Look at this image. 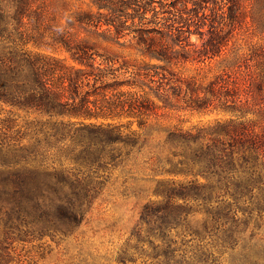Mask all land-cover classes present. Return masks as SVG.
Masks as SVG:
<instances>
[{"label":"trees","instance_id":"obj_1","mask_svg":"<svg viewBox=\"0 0 264 264\" xmlns=\"http://www.w3.org/2000/svg\"><path fill=\"white\" fill-rule=\"evenodd\" d=\"M154 2L97 0L96 15L79 12L62 28L46 0H0L4 241L73 235L102 195L111 170L124 162L123 149L128 157L147 146L134 125L159 123L167 111L204 115L212 107L232 117L204 128L169 130L162 144L166 154L144 161L158 200L143 205L116 261L264 264V65L253 71L244 90L229 73L207 90L196 78L180 77L176 70L190 59L176 46L193 44L174 34L184 31L175 24L191 20L182 16L189 3L199 14L215 2L165 0V13H180L170 18L166 32L142 24ZM227 2L230 19H244L247 0ZM130 35L142 62L112 49L133 48L121 42ZM220 39L209 41L212 56L228 45L227 36ZM165 82L169 90L161 95ZM4 109L10 114L3 116ZM12 111L36 117L22 127Z\"/></svg>","mask_w":264,"mask_h":264},{"label":"rangeland","instance_id":"obj_2","mask_svg":"<svg viewBox=\"0 0 264 264\" xmlns=\"http://www.w3.org/2000/svg\"><path fill=\"white\" fill-rule=\"evenodd\" d=\"M96 1L46 0V3L59 27L65 28L79 12H91L96 15L98 13ZM213 1L215 3L205 5L199 14L191 11L194 6L193 3H189L190 12L182 16L185 19L191 18V20L187 24H175V26H182L179 29L184 31H174V34H182L186 39L189 37L193 44L184 49L179 44L176 46L177 50L188 52L190 59L182 65V68L176 70V73L186 79L196 78L206 90L211 83L226 78L225 75L229 73L233 81L244 90L251 76L255 78L253 71L257 72L260 63L264 65V0H247L245 17L241 21L230 19L228 13L230 4L227 0ZM164 2L165 0H155L150 10L144 14L145 20L142 24L161 28L164 32L168 31L167 25H173L170 18L178 19L180 13L173 11L172 16L165 13V10L161 8ZM224 11L226 14L222 17ZM128 13L133 15L134 9L131 8ZM139 22L137 18L135 23L139 24ZM223 36H227L229 40L226 49L220 55L212 56L209 41H220ZM132 37L133 35L122 38L121 42L126 46L133 44V48L123 49L115 46L112 49L129 60L142 62L144 59L140 57L138 47L135 45L137 41H130ZM100 40L104 42L103 38ZM183 43L182 46H186V43ZM60 56L68 63H73L66 54ZM154 63L158 62L154 61ZM166 84L167 82L162 84L164 89L161 95L167 94L166 91L169 90ZM185 91L186 87H183L182 97ZM151 97L157 104L163 105V102L153 92H151ZM179 105L180 107L186 106L183 100ZM210 110L212 113L204 115L193 114L189 111H167L164 112L165 116L159 123L153 122L143 128L134 125L132 130L147 142V146L141 152L135 150L128 157L126 156L128 150L123 149L124 162L111 170L107 186L80 228L68 237L57 236L5 242L4 231L0 227V256L2 255L0 261L2 264H119L116 261L118 252L138 221L143 205L150 200H158V197L154 195L156 183L145 178V175L151 172L146 170L144 161L151 155L166 154L162 144L169 130L204 128L232 117L212 107ZM2 114L3 116L9 115L10 109H4ZM11 114L18 118L22 127L36 117L18 111H12ZM178 180L184 181L185 179L181 177ZM262 231L264 233V225ZM225 258H229V255H225Z\"/></svg>","mask_w":264,"mask_h":264}]
</instances>
